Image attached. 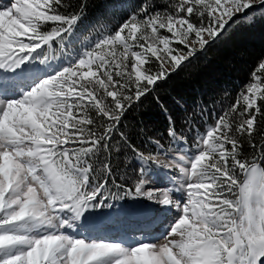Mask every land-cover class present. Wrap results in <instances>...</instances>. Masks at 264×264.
<instances>
[{
    "label": "snow or ice",
    "instance_id": "snow-or-ice-1",
    "mask_svg": "<svg viewBox=\"0 0 264 264\" xmlns=\"http://www.w3.org/2000/svg\"><path fill=\"white\" fill-rule=\"evenodd\" d=\"M88 7L0 4V264H264V144L252 159L243 150L257 149L264 132L259 83L196 129L192 145L169 116L181 155L159 139L146 153L121 130L142 98L237 19L257 11L264 19V0L163 9L145 0L115 30L98 18L99 38L66 53L88 30L80 27ZM127 153L131 176L114 163ZM115 219L131 221L132 233L101 230Z\"/></svg>",
    "mask_w": 264,
    "mask_h": 264
},
{
    "label": "trees",
    "instance_id": "trees-1",
    "mask_svg": "<svg viewBox=\"0 0 264 264\" xmlns=\"http://www.w3.org/2000/svg\"><path fill=\"white\" fill-rule=\"evenodd\" d=\"M79 2L80 0H72L73 4ZM154 2L157 8L163 9L166 4L174 3L175 0ZM88 3L87 16L80 26L81 29L88 30L78 44L94 42L99 38L98 33L92 29L98 18H103L115 30L145 0H88ZM253 17L257 19L253 20ZM259 17L260 13L257 11L250 13L248 17L237 19L198 58L166 82L159 83L151 95L142 98L127 113L121 130L133 133L134 143L146 153L154 150V145L149 143L150 139H159L165 148L175 150L181 146L173 145L167 134L169 116L175 120L177 136H183L186 143L192 145L196 129L203 132L205 122L213 124L236 103L247 84L256 83L254 72L259 77L261 89H264V71L258 67L264 60V19ZM185 117L189 118L187 122ZM254 142L257 149L244 143L243 150L248 159L259 154V145L264 144V132L257 135ZM130 162L131 154L127 153L114 163L121 175L128 173L131 176L132 169L128 167Z\"/></svg>",
    "mask_w": 264,
    "mask_h": 264
},
{
    "label": "bare ground",
    "instance_id": "bare-ground-1",
    "mask_svg": "<svg viewBox=\"0 0 264 264\" xmlns=\"http://www.w3.org/2000/svg\"><path fill=\"white\" fill-rule=\"evenodd\" d=\"M116 223H109L106 227L101 228L102 231H107L112 233V239H118L119 235L121 233H127L131 234L132 233V222L131 221H125V224H128L126 226L124 225H114Z\"/></svg>",
    "mask_w": 264,
    "mask_h": 264
},
{
    "label": "rangeland",
    "instance_id": "rangeland-1",
    "mask_svg": "<svg viewBox=\"0 0 264 264\" xmlns=\"http://www.w3.org/2000/svg\"><path fill=\"white\" fill-rule=\"evenodd\" d=\"M6 3L8 4V2H4L3 0H0V4H6ZM53 47H54V46H53ZM54 48H55V47H54ZM72 48H73V47L66 49V52H67V53L71 52ZM45 51L47 52V49H45ZM56 56H57V59H60L61 54L59 53V51L56 52ZM64 66H67V64L65 63V64L61 65V67H64ZM57 70H60V69L58 68ZM256 83H258V80H256ZM170 151H172L173 153H176V154H174V155H181V154H183V152L180 153V152H177V151L172 150V149H171ZM156 185H157V187H164V186H165V184H164V182H163L162 179H161V180H157ZM125 221H126V220L115 219V220H112V221H110V222H108V223H105V224L101 225V228H104V227H106L109 223H114V222H117V223L114 224V225H120V224H121V225L126 226V225H128V224H125ZM127 221H128V220H127Z\"/></svg>",
    "mask_w": 264,
    "mask_h": 264
}]
</instances>
